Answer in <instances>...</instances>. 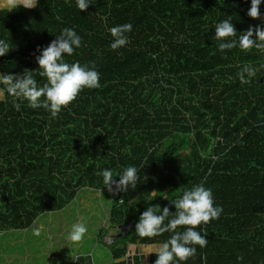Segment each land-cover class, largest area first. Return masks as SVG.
<instances>
[{
    "label": "trees",
    "instance_id": "obj_1",
    "mask_svg": "<svg viewBox=\"0 0 264 264\" xmlns=\"http://www.w3.org/2000/svg\"><path fill=\"white\" fill-rule=\"evenodd\" d=\"M25 2L0 0V39L13 47L0 73L36 71L42 86L36 49L69 27L82 46L66 62L95 65L100 87L85 88L55 118L0 97V232L29 229L82 190H107L97 175L104 168L135 166L137 186L111 196L110 224H131L110 247L115 259L129 246L159 247L169 233L138 237L140 213L155 204L174 213L170 202L203 183L223 212L198 226L208 244L181 264H264V52H221L214 39L228 16L238 35L264 28V4L253 19L251 0H95L81 12L75 0ZM124 23L133 25L129 43L113 51L107 29ZM245 66L255 75L242 84Z\"/></svg>",
    "mask_w": 264,
    "mask_h": 264
},
{
    "label": "clouds",
    "instance_id": "obj_2",
    "mask_svg": "<svg viewBox=\"0 0 264 264\" xmlns=\"http://www.w3.org/2000/svg\"><path fill=\"white\" fill-rule=\"evenodd\" d=\"M38 4L39 0H26L23 7L30 9ZM94 4L95 0H75V5L80 12ZM261 4H264V0H251L247 15L258 19ZM100 20L103 22L105 17L101 16ZM231 21V16H228L227 19L215 25L214 39L218 42L219 51L224 52L238 47L242 51L255 48L264 52V28L250 25L246 31L238 35ZM132 28L131 23H124L107 29L112 38L111 50H118L129 43L127 34L132 31ZM81 46V36L75 29L63 28L50 44L36 49L39 53L35 56L36 63L39 65V75L46 78V82L42 86L38 85L33 75L36 71L27 69L22 75L0 73V85L3 86L0 87V96L7 93L12 97L13 106L17 111L20 110L17 100L26 101L29 108H42L55 118L62 108L70 105L85 88L100 87V73L95 69V65L81 64L78 61L66 62L65 57L72 56ZM12 48L10 41L0 39V57L6 56ZM254 75L255 70L250 66H245L238 73L242 84L249 83ZM97 175L102 177L104 188L113 197L126 193L129 187L135 188L139 180L138 169L135 166L124 167L119 173H115L110 168H104ZM124 202L122 198L117 201L119 204ZM170 203L175 207L174 213H171L167 206L161 208L159 204L150 205L140 213L138 222L135 224V234L141 238L159 237L169 233L168 238L159 244L155 252L147 253V255H156L154 264H181L195 255V246L206 247L207 233L202 229L197 230L198 226L207 225L210 221L218 219L223 212V208L215 204L212 190L205 187L203 183L195 184L190 188L185 187L182 194ZM180 226H185L182 231L178 230ZM87 231L84 218L81 217L79 222L72 224L65 239L76 244L84 239ZM39 234V228L35 229L34 235ZM242 260L243 257H237V261Z\"/></svg>",
    "mask_w": 264,
    "mask_h": 264
},
{
    "label": "rangeland",
    "instance_id": "obj_3",
    "mask_svg": "<svg viewBox=\"0 0 264 264\" xmlns=\"http://www.w3.org/2000/svg\"><path fill=\"white\" fill-rule=\"evenodd\" d=\"M76 199L62 211L41 215L29 230L0 232V264H46L58 259L67 264L66 260L76 262L79 258L89 264H103L97 257L103 240L95 237L89 245L86 242L91 239L89 233L94 236L98 224L109 223L111 194L107 190H82ZM81 217L88 231L81 242L72 244L65 237ZM37 228L38 236L34 235ZM86 248L89 255L84 253Z\"/></svg>",
    "mask_w": 264,
    "mask_h": 264
},
{
    "label": "crops",
    "instance_id": "obj_4",
    "mask_svg": "<svg viewBox=\"0 0 264 264\" xmlns=\"http://www.w3.org/2000/svg\"><path fill=\"white\" fill-rule=\"evenodd\" d=\"M166 191V190H165ZM164 191V192H165ZM156 193H152V196H154ZM77 200V199H76ZM59 212V211H58ZM95 224V223H94ZM96 226V224H95ZM29 230V229H27ZM127 228H120L118 229V227L116 226H112L110 224V217H109V223H100L98 224V226H96V229L94 230V236H92L90 233L88 236L91 237V239H89L86 242V245H89L91 243L92 238H101V240H103V246L99 252L97 253V257L98 259H101L103 264H117L118 262H127V264H148L150 262V256L152 254H148L147 253L149 251L151 252H155L157 250V246L155 245H135V246H129L127 249V252L125 254V257H121L118 259L114 258V255L111 252V245L113 243V241L118 238L119 235H122L123 233H126ZM25 231V230H23ZM94 252V251H92ZM85 255H89L88 250L86 248L85 250ZM95 253V252H94ZM86 257V256H85ZM62 260L58 259L56 260L54 263L47 261L46 264H62L61 263ZM67 264H89V261H87V259H84V261H81V258L78 259V261L76 262H72L71 260H66ZM93 263L90 261V264ZM65 264V263H64Z\"/></svg>",
    "mask_w": 264,
    "mask_h": 264
}]
</instances>
